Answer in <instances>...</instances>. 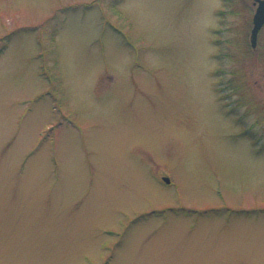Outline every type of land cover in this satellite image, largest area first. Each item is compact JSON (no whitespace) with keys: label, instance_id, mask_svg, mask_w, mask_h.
Segmentation results:
<instances>
[{"label":"rangeland","instance_id":"1","mask_svg":"<svg viewBox=\"0 0 264 264\" xmlns=\"http://www.w3.org/2000/svg\"><path fill=\"white\" fill-rule=\"evenodd\" d=\"M254 11L0 0V264H264Z\"/></svg>","mask_w":264,"mask_h":264},{"label":"water","instance_id":"2","mask_svg":"<svg viewBox=\"0 0 264 264\" xmlns=\"http://www.w3.org/2000/svg\"><path fill=\"white\" fill-rule=\"evenodd\" d=\"M264 24V0H259V5L256 9L255 15H254V26L252 29V42L253 45L256 43L257 35L259 29ZM165 179L169 182V177H165Z\"/></svg>","mask_w":264,"mask_h":264},{"label":"flooded vegetation","instance_id":"3","mask_svg":"<svg viewBox=\"0 0 264 264\" xmlns=\"http://www.w3.org/2000/svg\"><path fill=\"white\" fill-rule=\"evenodd\" d=\"M251 1H252V4L255 5V7H256V1H255V0H251ZM253 48H254V50H257V49H255V47H253ZM261 52L264 53V49H263V51H261Z\"/></svg>","mask_w":264,"mask_h":264}]
</instances>
